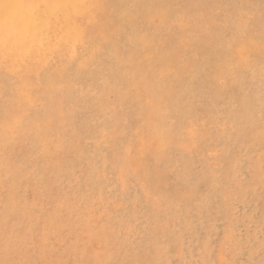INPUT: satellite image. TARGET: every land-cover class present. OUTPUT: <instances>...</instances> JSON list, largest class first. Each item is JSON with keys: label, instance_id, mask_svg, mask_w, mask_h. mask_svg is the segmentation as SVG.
<instances>
[{"label": "rangeland", "instance_id": "374dc122", "mask_svg": "<svg viewBox=\"0 0 264 264\" xmlns=\"http://www.w3.org/2000/svg\"><path fill=\"white\" fill-rule=\"evenodd\" d=\"M20 1L0 264H264V0Z\"/></svg>", "mask_w": 264, "mask_h": 264}, {"label": "bare ground", "instance_id": "6f19581e", "mask_svg": "<svg viewBox=\"0 0 264 264\" xmlns=\"http://www.w3.org/2000/svg\"><path fill=\"white\" fill-rule=\"evenodd\" d=\"M17 1V0H16ZM22 1V0H21ZM20 1V2H21ZM57 1V0H56ZM3 2H4V4H8L9 3V1L8 0H3ZM11 2V1H10ZM67 3V2H66ZM55 5V4H54ZM26 6H28V5H26ZM57 7V6H56ZM55 6H50V8H48V12L50 13V15L52 16V17H56V18H59L60 16V14H61V12L59 11L60 9L59 8H56ZM27 9H28V7H27ZM11 10H16V9H11ZM12 12V11H11ZM17 13V12H16ZM25 13V12H24ZM23 14V13H22ZM11 14H9V16H10ZM18 15V14H17ZM41 14H40V12H38L37 14L36 13H34V12H32V11H30V12H27L26 14H24V17L23 16H21V24H20V31H23V32H36L37 33V31H40L41 29L39 28V23H41V22H43L42 20L43 19H41V18H39V16H40ZM15 17V16H14ZM13 19V18H12ZM28 19V20H27ZM10 24H12V23H10ZM2 25V24H1ZM12 27V26H11ZM53 28V27H52ZM15 32H16V30H15ZM10 33H11V31H10ZM16 36V35H15ZM17 37V36H16ZM58 39V38H57ZM24 40V39H23ZM59 40V39H58ZM2 41V40H1ZM26 41V40H25ZM75 41H76V39H75ZM72 42H73V40H72ZM71 42V43H72ZM70 43V42H69ZM69 43L67 44V46H69ZM73 45H74V43H73ZM66 46V45H65ZM79 46V45H78ZM27 46H25V48H26ZM9 48V47H8ZM34 48H36V45H35V47ZM70 48V47H69ZM27 49V48H26ZM66 49V48H65ZM72 49H73V47H72ZM70 50V51H73V50ZM243 49V48H242ZM51 50V49H50ZM49 50V51H50ZM14 51V50H13ZM34 51V50H33ZM66 51H68V50H66ZM243 51V50H242ZM18 52V51H17ZM37 52V51H36ZM244 52V51H243ZM242 52V53H243ZM35 53V52H34ZM18 54V53H17ZM21 54V53H20ZM23 55V54H22ZM244 55H246L245 53H244ZM16 56V55H15ZM70 56H71V54H70ZM20 57V56H19ZM22 57V56H21ZM243 57V56H242ZM42 58V57H41ZM53 58V57H52ZM67 58H68V56H67ZM5 59V58H4ZM47 59V58H46ZM63 59V58H62ZM41 60V59H40ZM46 61V60H45ZM48 62V61H47ZM53 62V61H52ZM31 63V62H30ZM46 63V62H45ZM19 64V63H18ZM38 64V63H37ZM42 64V63H41ZM20 65V64H19ZM15 66V65H14ZM41 66V65H40ZM10 67V66H9ZM34 68H35V66H34ZM34 68H33V71H34ZM12 69H15V68H12ZM10 70H11V68H10ZM9 70V71H10ZM16 70V69H15ZM14 70V71H15ZM19 70H21V69H19ZM24 70V69H23ZM30 70V69H29ZM37 70V69H36ZM32 71V70H31ZM12 72H13V70H12ZM24 85V84H23ZM23 88V87H22ZM22 94V93H21ZM26 94V93H25ZM21 100V99H20ZM25 102V101H24ZM27 106V105H26ZM26 109H27V107H26ZM141 145V144H140ZM52 238V237H51Z\"/></svg>", "mask_w": 264, "mask_h": 264}, {"label": "clouds", "instance_id": "9594fccd", "mask_svg": "<svg viewBox=\"0 0 264 264\" xmlns=\"http://www.w3.org/2000/svg\"><path fill=\"white\" fill-rule=\"evenodd\" d=\"M20 5L15 3V0H11L10 3L4 4L3 0H0V20L7 24V18L9 15V9H18Z\"/></svg>", "mask_w": 264, "mask_h": 264}]
</instances>
